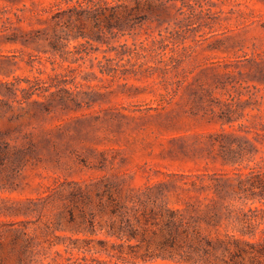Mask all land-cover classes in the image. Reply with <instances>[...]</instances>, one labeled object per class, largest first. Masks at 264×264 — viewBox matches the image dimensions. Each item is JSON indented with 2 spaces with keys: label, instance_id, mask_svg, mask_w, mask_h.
<instances>
[{
  "label": "rangeland",
  "instance_id": "obj_1",
  "mask_svg": "<svg viewBox=\"0 0 264 264\" xmlns=\"http://www.w3.org/2000/svg\"><path fill=\"white\" fill-rule=\"evenodd\" d=\"M97 1L0 0V131L13 146L28 134L41 141L0 175V264L17 263L10 224L44 227L23 214L28 200L63 182L118 174L136 189L165 185L182 206L214 196L193 187L209 175L235 183L237 173L264 167V144L249 154L227 149L254 141L264 123V0H164L162 19L143 2V16L121 27L106 20L110 11L91 14ZM224 110L236 120L224 123ZM55 234L77 245L105 238ZM43 253L44 264L85 254L63 244Z\"/></svg>",
  "mask_w": 264,
  "mask_h": 264
},
{
  "label": "trees",
  "instance_id": "obj_2",
  "mask_svg": "<svg viewBox=\"0 0 264 264\" xmlns=\"http://www.w3.org/2000/svg\"><path fill=\"white\" fill-rule=\"evenodd\" d=\"M131 1L116 0L112 5L98 0L91 14L110 11L106 20H114L121 27L143 16L139 12L143 2L151 6L157 19L168 13L164 0H135L133 6ZM221 120L230 123L236 119L224 110ZM261 128L255 132L254 141H234L237 148L228 147V151L249 154L256 143L264 144V123ZM6 134L0 131V175L6 168L28 161L41 143L28 134L23 146H13ZM222 146L225 148V143ZM209 177V184L193 183V187L209 189L214 196L177 201L182 206L171 203L165 185L147 184L136 189L118 174L103 175L90 184L63 182L46 197L29 199L23 208L25 215L36 214L43 228L36 226L31 232L26 224H10L12 249L18 254L16 264H44L39 256L59 244L66 252L76 249L85 253L73 261L68 257L65 264H148L158 260L177 264H264V167L237 173L235 183L217 174ZM244 200L261 206L245 210L238 206ZM64 228L91 236L103 234L105 238H86L77 245L55 234Z\"/></svg>",
  "mask_w": 264,
  "mask_h": 264
}]
</instances>
